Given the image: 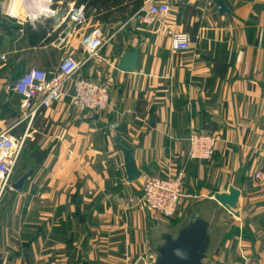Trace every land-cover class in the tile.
<instances>
[{
    "label": "crops",
    "instance_id": "1",
    "mask_svg": "<svg viewBox=\"0 0 264 264\" xmlns=\"http://www.w3.org/2000/svg\"><path fill=\"white\" fill-rule=\"evenodd\" d=\"M136 1L36 0L47 12L34 22L25 0L0 7V131L25 138L0 195L2 264H152V248L193 217L210 223L205 264H264V182L253 179L264 169V0H219L226 13L216 0H159L170 13L152 24L140 19L148 0L138 10ZM82 5L87 21L75 25L67 12ZM63 9L57 23L49 12ZM94 30L112 40L76 77L109 84L108 108L78 112L68 94L30 115L15 81L83 58ZM178 30L187 51L172 48ZM135 48L134 70H122ZM193 132L218 137L211 159L189 158ZM124 150L141 173L134 181ZM182 171L177 213L155 222L140 203L143 177ZM230 187L240 190L233 211L215 199Z\"/></svg>",
    "mask_w": 264,
    "mask_h": 264
},
{
    "label": "built area",
    "instance_id": "2",
    "mask_svg": "<svg viewBox=\"0 0 264 264\" xmlns=\"http://www.w3.org/2000/svg\"><path fill=\"white\" fill-rule=\"evenodd\" d=\"M169 13L170 6L167 3L148 0L141 10L140 19L143 23L152 24L164 19ZM67 18L75 25L84 24L87 21L84 5L71 7L67 12ZM111 40V36L94 30L82 42L83 58L64 56L51 77L41 68H31L25 72L13 85V90L25 98L24 109L29 110L33 116L39 108H49L69 94L72 105L78 112L96 113L106 110L109 106L110 85L76 75L89 60L101 59L100 49ZM190 47L189 33L183 30L172 33V48L175 51H187ZM69 85L71 92L67 93ZM188 141L190 159L209 160L215 153L218 137L214 134L193 132ZM24 142L25 138L16 137L10 128L0 131V195L11 183ZM185 176V172L182 171L176 177L170 178L151 175L143 177L140 203L150 212L155 222L172 218L177 213L184 197L182 185ZM253 179L263 183L264 169L256 171Z\"/></svg>",
    "mask_w": 264,
    "mask_h": 264
},
{
    "label": "water",
    "instance_id": "3",
    "mask_svg": "<svg viewBox=\"0 0 264 264\" xmlns=\"http://www.w3.org/2000/svg\"><path fill=\"white\" fill-rule=\"evenodd\" d=\"M222 13L227 10L224 4L216 0ZM66 9L62 11H52L55 21L59 22V17L65 14ZM36 17H29L31 22H34ZM138 48L128 52L122 58L120 68L124 71H133L137 62ZM125 166L130 181H134L140 176V171L137 168L132 152L124 150ZM29 175H25L14 187L17 190L22 189L24 180ZM240 196V190L235 187H230L227 193H217L215 199L228 210L233 211L236 208V203ZM211 241L210 223L193 217L192 220L182 227L176 233L165 237V239L157 247L152 248L154 256L152 264H205V258L209 251ZM0 264H2L0 260Z\"/></svg>",
    "mask_w": 264,
    "mask_h": 264
},
{
    "label": "bare ground",
    "instance_id": "4",
    "mask_svg": "<svg viewBox=\"0 0 264 264\" xmlns=\"http://www.w3.org/2000/svg\"><path fill=\"white\" fill-rule=\"evenodd\" d=\"M33 1V3L36 1V0H32ZM38 1V0H37ZM43 4H34V6L33 5H28V6H26V7H24V11H29L28 13L29 14H26V15H29V16H31V17H37L40 13H45V12H47V9L46 8H44V6H42ZM10 10L11 9H18V7H16V5H14V7H10L9 8Z\"/></svg>",
    "mask_w": 264,
    "mask_h": 264
},
{
    "label": "rangeland",
    "instance_id": "5",
    "mask_svg": "<svg viewBox=\"0 0 264 264\" xmlns=\"http://www.w3.org/2000/svg\"><path fill=\"white\" fill-rule=\"evenodd\" d=\"M14 0H0V7L2 8V6H5V4H6V6L8 5L7 3H9L10 2V4H11V2H13ZM17 2H19V0H17ZM28 5H33L34 6V4H33V1L32 0H25V6H28ZM29 11H23V13H25V15L26 14H29L28 13ZM9 13H10V15H12V16H15V17H18L19 16V14H20V12H19V8L16 10V9H9ZM21 154H22V152H21ZM21 158V157H20ZM16 171V170H15Z\"/></svg>",
    "mask_w": 264,
    "mask_h": 264
},
{
    "label": "trees",
    "instance_id": "6",
    "mask_svg": "<svg viewBox=\"0 0 264 264\" xmlns=\"http://www.w3.org/2000/svg\"><path fill=\"white\" fill-rule=\"evenodd\" d=\"M98 1L99 0H78V3L80 2H85V3H88V4H91L93 6L97 5L98 4ZM144 0H137L136 1V9L138 10L139 7L143 4Z\"/></svg>",
    "mask_w": 264,
    "mask_h": 264
}]
</instances>
